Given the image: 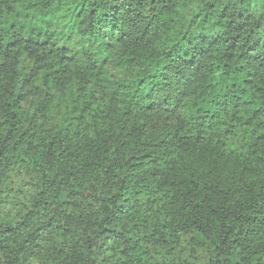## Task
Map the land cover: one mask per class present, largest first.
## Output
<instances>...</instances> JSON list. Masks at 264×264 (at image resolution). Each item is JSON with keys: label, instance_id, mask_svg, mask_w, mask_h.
Wrapping results in <instances>:
<instances>
[{"label": "trees", "instance_id": "obj_1", "mask_svg": "<svg viewBox=\"0 0 264 264\" xmlns=\"http://www.w3.org/2000/svg\"><path fill=\"white\" fill-rule=\"evenodd\" d=\"M264 0H0V264H264Z\"/></svg>", "mask_w": 264, "mask_h": 264}, {"label": "snow or ice", "instance_id": "obj_2", "mask_svg": "<svg viewBox=\"0 0 264 264\" xmlns=\"http://www.w3.org/2000/svg\"><path fill=\"white\" fill-rule=\"evenodd\" d=\"M8 55H9V52H6L3 49H0V58L6 57Z\"/></svg>", "mask_w": 264, "mask_h": 264}, {"label": "rangeland", "instance_id": "obj_3", "mask_svg": "<svg viewBox=\"0 0 264 264\" xmlns=\"http://www.w3.org/2000/svg\"><path fill=\"white\" fill-rule=\"evenodd\" d=\"M259 40L264 42V29L262 30V32L259 34Z\"/></svg>", "mask_w": 264, "mask_h": 264}]
</instances>
